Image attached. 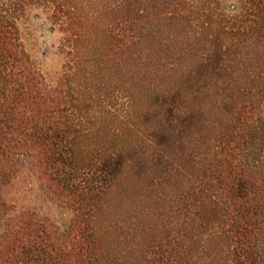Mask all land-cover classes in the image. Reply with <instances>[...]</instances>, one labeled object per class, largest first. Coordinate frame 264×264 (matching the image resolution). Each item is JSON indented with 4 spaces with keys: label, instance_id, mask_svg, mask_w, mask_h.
<instances>
[{
    "label": "trees",
    "instance_id": "1",
    "mask_svg": "<svg viewBox=\"0 0 264 264\" xmlns=\"http://www.w3.org/2000/svg\"><path fill=\"white\" fill-rule=\"evenodd\" d=\"M30 5L60 28L67 57L83 60L77 42L94 34L101 44L87 64L177 81L156 96L168 128L189 105L184 86L214 96L199 115L201 124L210 117V133L186 191L193 201L179 212L197 220L196 234L177 254L158 244L152 264H264V0H0V79H13L18 64L16 90L0 93V264H105L92 221L99 193L122 170L107 150L82 160V140L94 134L83 109L92 88L77 76L72 84L70 70L44 85L20 37ZM13 180L38 186L33 203L8 196ZM54 205L70 215L53 219Z\"/></svg>",
    "mask_w": 264,
    "mask_h": 264
},
{
    "label": "rangeland",
    "instance_id": "2",
    "mask_svg": "<svg viewBox=\"0 0 264 264\" xmlns=\"http://www.w3.org/2000/svg\"><path fill=\"white\" fill-rule=\"evenodd\" d=\"M15 9L18 14V6ZM27 10L19 21L20 37L32 63L41 70L44 85L55 86L63 70H70L67 74L72 84L78 82L77 76L92 88L90 100L83 109L89 112L88 120L94 134L82 140L81 149H85L82 160H88L97 151L107 150L120 155L122 170L118 171L113 183L99 193L97 204L100 209L92 221L97 227L103 261L105 264H152L154 254L159 252L158 244L166 249L168 246L176 254L181 252L182 237L191 244L188 236L196 234L197 220L183 222L179 212L193 201L186 191L191 178L200 173L197 162L202 151L198 149L210 133L209 128L202 127L203 123L208 124L210 117H200L201 124L199 115L213 110L214 96L194 94L192 89H185L189 86H184L181 100L185 96L189 105H185L183 117L173 128H168L171 120H167V109L160 107L156 96L157 92L160 94L169 89L168 86L176 87L177 81L163 75L152 77L133 73L127 76L106 72L104 68L112 67V63L104 66L87 64L85 56H91L101 44L94 34L77 42L83 49V60L73 55L67 57L60 28L53 27L43 9L36 5L28 6ZM82 15L80 11L79 17ZM16 18L18 30V15ZM91 24L87 22L85 28L89 29ZM78 67L81 72L76 74ZM15 71V77L9 82L0 79V93L16 90L18 64ZM120 90L124 94L122 100L116 95ZM11 94L12 98L16 97L14 92ZM166 142L170 143L167 149L162 146ZM154 148L160 149V158L154 156L157 151ZM14 180L6 190L8 196L20 206L33 203L38 186L29 191L27 181L24 184ZM52 207L51 217L56 220L65 218L62 214L70 215L55 205Z\"/></svg>",
    "mask_w": 264,
    "mask_h": 264
}]
</instances>
